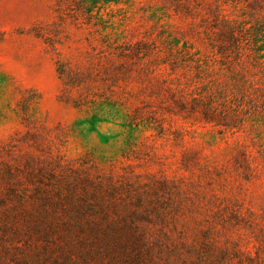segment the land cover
Instances as JSON below:
<instances>
[{
    "label": "rangeland",
    "instance_id": "1",
    "mask_svg": "<svg viewBox=\"0 0 264 264\" xmlns=\"http://www.w3.org/2000/svg\"><path fill=\"white\" fill-rule=\"evenodd\" d=\"M0 264H264V0H0Z\"/></svg>",
    "mask_w": 264,
    "mask_h": 264
},
{
    "label": "trees",
    "instance_id": "2",
    "mask_svg": "<svg viewBox=\"0 0 264 264\" xmlns=\"http://www.w3.org/2000/svg\"><path fill=\"white\" fill-rule=\"evenodd\" d=\"M247 2L250 6L253 5L255 0H242ZM207 20L212 23L210 24L211 30H216V38L218 42L214 45L218 49V53L226 55L227 53H237L241 51L240 38L245 27L243 26V21L239 19H233L227 17L223 14L219 6L215 7L212 10H209ZM138 46L136 45L133 49V53H139ZM192 56L196 53H192ZM182 55L179 58V61L183 59ZM191 61L195 63V68L198 73L204 72L202 66V60L195 57L190 58ZM185 66V65H184ZM198 79L201 81L204 90L200 89L195 90V93H190L189 97L182 96L179 99L180 108L184 111H187V114L199 115L200 119L205 122H212L216 125H222L226 128H235L238 127L241 123L240 118L238 117L237 110L229 104V101L224 99L225 90H219L217 87H212V84H209L203 80L201 75H198ZM202 80H201V78ZM237 83L233 85L236 86ZM218 90V91H216ZM220 92V93H219ZM227 106V107H226Z\"/></svg>",
    "mask_w": 264,
    "mask_h": 264
}]
</instances>
